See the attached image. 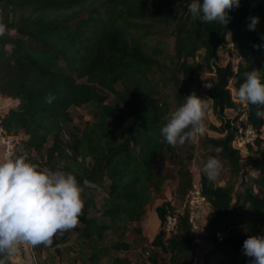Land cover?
I'll use <instances>...</instances> for the list:
<instances>
[{
  "label": "trees",
  "instance_id": "trees-1",
  "mask_svg": "<svg viewBox=\"0 0 264 264\" xmlns=\"http://www.w3.org/2000/svg\"><path fill=\"white\" fill-rule=\"evenodd\" d=\"M191 2L0 0V23L7 30L0 36V97L16 100L3 118L6 132L17 137L15 155L27 154L41 168L71 173L81 186L84 179L98 186L85 189L83 214L72 229L80 264H99L108 257L111 264H192L197 257L186 201L193 153H178L160 133L163 117L193 93L212 100L225 135L210 142L235 173L242 169V155L234 139L246 124L255 129L257 138L248 148L257 155L251 166L258 170L261 190L238 192L231 183L216 186L202 178L201 193L212 209L204 226V262L250 264L244 241L264 236V119L257 118L256 105L245 102L237 115L243 117L242 126L225 117V109L241 105L232 96L230 79L237 91L246 72L264 70V0H240L227 25L193 19ZM250 16L260 18L254 31L248 28ZM227 35L244 61L237 70L217 66L210 86L199 93L188 58L201 48L206 59L215 58ZM156 77L172 87L173 100L158 97ZM49 96L55 97L51 103ZM83 105L93 108L92 120L79 128L72 124L71 109ZM161 156L175 170H160ZM172 172L175 197L156 207L160 229L151 240L166 258L153 251L147 261L134 262L112 253L131 249L124 236L131 225L142 230L136 224ZM169 213H176L178 221L167 236L163 225ZM70 231L58 233L53 244L68 241Z\"/></svg>",
  "mask_w": 264,
  "mask_h": 264
},
{
  "label": "clouds",
  "instance_id": "clouds-1",
  "mask_svg": "<svg viewBox=\"0 0 264 264\" xmlns=\"http://www.w3.org/2000/svg\"><path fill=\"white\" fill-rule=\"evenodd\" d=\"M239 6L240 0H192L188 11L195 20L227 25L230 10ZM248 19L249 30H256L260 18ZM6 31L0 23V36ZM236 95L241 102L256 105L257 118L264 119V70L255 68L246 72ZM54 99L49 96L48 102ZM209 110L207 99L195 93L186 96L179 107L163 117L165 123L160 128L163 142L176 147L204 136ZM222 169V162L210 157L202 172L214 182ZM97 187L88 179L81 186L75 175L63 170L41 168L27 154L0 158V264H9L19 254L20 245L50 247L58 233L74 229L85 207V189ZM243 251L250 264H264V236H249Z\"/></svg>",
  "mask_w": 264,
  "mask_h": 264
},
{
  "label": "rangeland",
  "instance_id": "rangeland-1",
  "mask_svg": "<svg viewBox=\"0 0 264 264\" xmlns=\"http://www.w3.org/2000/svg\"><path fill=\"white\" fill-rule=\"evenodd\" d=\"M173 38H169L171 43ZM243 57L239 51L235 48L232 38L230 35L226 36L225 43L220 45L217 56L213 59L205 58V49L201 48L196 52L194 57H189L188 62L193 63L195 66V78H196V87L199 93H205L208 87L211 84V81L215 78L214 69L217 66H226L232 65L234 70H237L239 63L243 62ZM234 77L230 79L229 87L231 89L232 96H236V89L233 85ZM155 82H158V90L162 97L167 95L169 99H174L173 90L171 86H165L159 78H155ZM170 95V96H169ZM210 110L206 114L205 125L206 133L202 137H198L194 141L186 142L184 145H177L176 150L180 154H185L187 152L193 153V159L190 162L189 168L191 171V176L194 182L201 185L202 178L208 177L202 172V167L204 163L210 157L218 158L222 164L223 169L217 178L216 181H212L216 186H223L226 184H233L234 188L238 192L244 191L246 188H250L254 193H261L260 187L256 179L259 177L258 170L251 166V162L257 158L254 148H248L246 146H238L240 153L242 155L241 165L242 169L239 173H235L231 170L230 164L226 159L220 155V149L215 147L211 143V139H220L223 138L225 132L222 130L221 119L214 113L212 109V100L206 97ZM235 101L241 103L240 106L236 108H227L225 109L226 119H232L234 126L240 127L243 124V117L238 118V113L241 111L245 105L239 99L235 98ZM92 107L91 105H83L80 107H73L71 109L72 114V124L76 127L82 128L86 121L92 120ZM262 138L264 141V127L262 128ZM252 145V144H250ZM157 166L163 172H167V169H174L163 156L159 157L157 161ZM209 180V179H208ZM176 185L175 172H172V176L168 177L164 183L161 191L155 192L153 194L151 202L147 206L146 214L144 215L141 222H138L136 225H140L142 230L136 232L133 230L131 225L130 229L124 239L129 241L132 244V247L128 251H118L112 252L119 255H126L130 257L134 262L147 261L148 256L153 251H159V248L153 247L151 245V240L154 235L160 229V220L157 217L156 207L161 204L165 199L174 200V190ZM179 204V203H178ZM212 216V209L210 205L204 204L200 209L198 217L195 218V221L198 228V234L200 235V241L196 242L197 247V263L201 259L205 261L204 251L206 249V242L204 240L205 229L204 226L207 224L208 220ZM139 226V227H140ZM74 232L70 231V239L68 241L52 244L49 246L39 245L34 247V254L37 258L39 264H80V251L78 246L73 243ZM115 238V237H114ZM160 256L166 258L165 253L160 252ZM205 263V262H204ZM12 264H35L32 257L29 254V251L24 249L21 257L19 259H13ZM99 264H111L110 257L103 259ZM205 264H217L213 258H209Z\"/></svg>",
  "mask_w": 264,
  "mask_h": 264
},
{
  "label": "built area",
  "instance_id": "built-area-1",
  "mask_svg": "<svg viewBox=\"0 0 264 264\" xmlns=\"http://www.w3.org/2000/svg\"><path fill=\"white\" fill-rule=\"evenodd\" d=\"M6 107L0 103V145H1V153L2 158L7 155H15V142L17 137H14L6 132L3 126V118L6 112ZM257 138V132L255 129L250 125L246 124L244 127L240 128L239 133L236 135L234 139V144L238 146H246L248 144H253L255 139ZM237 147V146H236ZM239 148V147H238ZM186 201L189 206V214H190V221L192 223V230L195 233L194 242L200 241V235L198 234V228L195 218L198 217L200 213V209L203 207L204 204L210 205V203L205 199V197L201 193V187L198 183L193 181L192 187L190 191L186 195ZM177 214L176 213H169L165 217L163 230L167 236L171 235L177 226ZM20 252L17 256L20 258L23 250L26 249L29 251L30 256L32 257L35 264H39L37 258L34 254V247L31 246H24L20 245ZM198 258L196 257L192 264L197 263Z\"/></svg>",
  "mask_w": 264,
  "mask_h": 264
},
{
  "label": "crops",
  "instance_id": "crops-1",
  "mask_svg": "<svg viewBox=\"0 0 264 264\" xmlns=\"http://www.w3.org/2000/svg\"><path fill=\"white\" fill-rule=\"evenodd\" d=\"M0 103L3 104L6 108H9L11 106H14L16 104V100L9 98V97H0ZM0 158H2V153H1V145H0ZM13 259H19L18 257H13ZM198 264H205L204 260L201 259V261Z\"/></svg>",
  "mask_w": 264,
  "mask_h": 264
}]
</instances>
